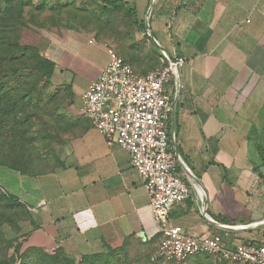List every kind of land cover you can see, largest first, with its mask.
Segmentation results:
<instances>
[{"label": "crops", "instance_id": "0c3cea01", "mask_svg": "<svg viewBox=\"0 0 264 264\" xmlns=\"http://www.w3.org/2000/svg\"><path fill=\"white\" fill-rule=\"evenodd\" d=\"M84 1L133 26L121 27V43L77 28L64 39L51 36L52 83L72 85L80 111L83 92L109 62L108 47L133 61L119 46L138 42L158 68L185 58L172 87L170 129L174 150L192 171L187 183L201 192L173 208L171 223L193 237L219 235L230 248L264 242V0ZM81 118L53 171L31 176L0 167L1 188L30 213L23 248L60 251L72 260L130 243L156 248L161 235L129 152L108 145Z\"/></svg>", "mask_w": 264, "mask_h": 264}, {"label": "rangeland", "instance_id": "374dc122", "mask_svg": "<svg viewBox=\"0 0 264 264\" xmlns=\"http://www.w3.org/2000/svg\"><path fill=\"white\" fill-rule=\"evenodd\" d=\"M6 13L7 41L0 42V86H10L16 92L11 100L6 89L8 97L0 103V167L36 176L59 165L67 141L83 121L73 86L52 83L51 67L46 64L50 37L64 39L71 29L77 28L96 31L109 42L121 43V27L128 30L133 23L98 6L89 10L84 0H0V15ZM12 43L21 48H11ZM138 44L119 46L133 61L112 48L131 62L139 74L158 68L157 60L148 59L146 48ZM145 68L148 71H142ZM27 87L34 92L30 103L22 96ZM40 98L43 103L38 102ZM2 168L0 178L5 174ZM1 187L4 185L0 180V263L7 260L24 264L23 242L30 213L15 199H5ZM156 249L130 243L116 254L94 259L93 264H228L217 262L211 254H200L182 263L155 262L152 258Z\"/></svg>", "mask_w": 264, "mask_h": 264}, {"label": "built area", "instance_id": "2783aa9c", "mask_svg": "<svg viewBox=\"0 0 264 264\" xmlns=\"http://www.w3.org/2000/svg\"><path fill=\"white\" fill-rule=\"evenodd\" d=\"M107 53L108 64L82 94L80 114L108 145L121 146L130 154L161 235L153 261L182 263L211 254L219 263L264 264V242H243L230 248L219 235L193 237L171 223L173 208L187 201L193 190L201 192L197 183H187L192 171L176 155L170 129L175 110L172 87L179 83L185 58L176 57L139 74L112 47ZM200 213L205 216L204 207Z\"/></svg>", "mask_w": 264, "mask_h": 264}, {"label": "trees", "instance_id": "16d2710c", "mask_svg": "<svg viewBox=\"0 0 264 264\" xmlns=\"http://www.w3.org/2000/svg\"><path fill=\"white\" fill-rule=\"evenodd\" d=\"M118 4H119V2H114V5H118ZM131 13H133V12H131ZM132 15L134 17V24L137 26V28L141 32L145 31V29H146L145 24L143 22L142 23L139 22L137 15L135 13H133ZM8 16H9L8 13H6L5 16L0 15V42H2V43L3 42L5 43L7 41V37H6L7 28H6L5 23H6ZM18 18H19V21H22V14L18 15ZM10 47L11 48L13 47V49H15V50H19V48H21V46H18V45L13 44V43L10 44ZM46 64L51 67L50 77L52 79V75H53V72L55 69V64H54V62L49 61V60H46ZM6 89H9L10 98H11V100H13V95L15 94L16 91H14L13 88H11L10 86H8V88L0 86V93H4L2 96L0 94V103L2 100H4L6 97H8L7 94L4 92ZM22 96H24V100H27V103H30L31 101L34 100V92L31 89H29V87L23 89ZM38 102L43 103V99L40 98ZM13 107L14 106H12V108ZM13 114H14V112L10 113V116ZM7 116L8 115H5L4 118L6 119ZM8 121H10V119ZM9 129L12 131V127H9ZM259 150H260L262 162L264 164V145L260 146ZM3 197L5 199L13 198L16 201H18L19 203H21L18 199L9 195L8 193L3 195ZM122 248H117V249L109 248L108 251L105 253L94 254V255H91L88 257L81 258L80 260H78V259L72 260L60 251L50 252V251H47L44 249H39V248H28V249H24L26 252H25L24 258L22 260V263H24V264H93L94 259L100 258L103 256H110V255L116 254L118 251H121ZM0 264H12V263H10V261L6 260Z\"/></svg>", "mask_w": 264, "mask_h": 264}, {"label": "water", "instance_id": "95a60500", "mask_svg": "<svg viewBox=\"0 0 264 264\" xmlns=\"http://www.w3.org/2000/svg\"><path fill=\"white\" fill-rule=\"evenodd\" d=\"M175 153H176L177 156H179L177 151H175ZM189 176L192 178V173H189ZM205 217L210 220V218L208 217L206 211H205ZM210 221L213 222L212 220H210ZM222 228L227 230V231H234V230H238L239 229L238 227H231V226H222Z\"/></svg>", "mask_w": 264, "mask_h": 264}]
</instances>
